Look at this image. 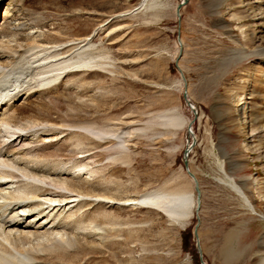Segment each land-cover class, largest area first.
<instances>
[{"label":"rangeland","instance_id":"374dc122","mask_svg":"<svg viewBox=\"0 0 264 264\" xmlns=\"http://www.w3.org/2000/svg\"><path fill=\"white\" fill-rule=\"evenodd\" d=\"M140 1L31 0L36 16L49 27L33 28L26 22L23 33L29 39L40 41L48 35L81 40L93 34L92 43L111 62L113 77L98 74L94 91L82 92L83 108L61 103L60 109L54 111L65 119L63 124L69 129L77 125L68 117L71 113L94 117L85 125L95 136L123 137L128 129L136 131L129 138H113L115 145L107 155L84 158L90 167L105 170L107 181L122 185L121 189L125 186L127 197L134 199L172 179L192 188L182 160L186 132L177 131L172 143L155 135L160 119L153 109L176 107L191 122L196 139L187 166L200 191L196 240L203 264H223L217 249L231 232L237 234L234 246L241 252L231 264H257L258 258L253 255L259 249L255 243L264 237V138L251 137V130L259 125L248 126L243 108L248 107L247 101L252 113L263 111L258 105L264 98V65L258 58L240 60L239 56L263 47L264 29L256 28L252 11L243 10L245 0H221L219 6L213 0H187L178 19L175 8L180 0L147 1L143 9L135 11ZM150 4L153 8H149ZM131 11L132 15L122 16ZM184 90L197 109L195 116L184 103ZM251 90L257 98L246 100ZM93 94L100 95L103 101L95 102ZM45 101L51 106L59 102L51 96ZM95 103L103 107L97 111ZM116 117L123 120L109 121ZM174 145L179 149L173 150ZM28 147L19 144L9 150ZM111 156L115 161L110 163ZM238 183L245 184L254 212L235 193L233 185ZM116 215L139 226V231H134L144 249L131 245L133 264H200L192 234L196 218L179 230L146 208H123L116 210ZM250 242L252 247L245 251ZM116 252L117 249L112 255L93 257V264H128L120 251Z\"/></svg>","mask_w":264,"mask_h":264},{"label":"bare ground","instance_id":"6f19581e","mask_svg":"<svg viewBox=\"0 0 264 264\" xmlns=\"http://www.w3.org/2000/svg\"><path fill=\"white\" fill-rule=\"evenodd\" d=\"M147 1L152 2L140 1L135 11L143 9ZM214 1L215 6L221 4V0L212 3ZM33 4L31 0H0V12L5 7L0 19V38H6V41L0 40V264H93V257L112 255L116 249L122 259L133 264L131 245L144 249L135 232L139 226L129 223L126 217L117 216L116 210L146 208L159 213L168 226L182 230L191 218L199 220V188L196 193L192 180L189 189L174 178L132 199L127 197L124 185L125 191L122 185L105 179V170L85 163V156L107 155L115 145L113 138H129L136 131L128 129L123 137L95 136L85 125L94 117L72 113L67 115L77 123L75 129L63 124L65 119L54 108L60 109L61 103L83 108L82 92L94 91L99 73L112 76L111 62L108 63L106 55L92 43L93 34L81 40H62L48 35H43L40 41L29 39L23 33L26 22L33 28L49 27L36 16ZM242 7L253 12L256 28L263 30L264 0H245ZM7 20L18 23L11 25ZM243 56H239L240 60L258 58L264 65V45L258 52ZM248 95L246 100L257 98L253 90ZM48 96L59 102L51 106L45 101ZM91 96L98 103L102 99L100 95ZM263 99L258 105L263 109L260 114L250 111V102L246 101L248 107L243 108L248 126L259 125L258 129L251 130V137L264 138ZM98 103H95L97 111L103 107L102 103L98 107ZM189 103L198 113L190 100ZM156 109H153L155 117L160 119L156 138L164 137L172 143L177 131L187 132L190 122L176 107ZM113 120L123 119L116 117L109 121ZM193 139L191 130L184 147L186 160L194 145ZM19 144L29 147L9 150ZM177 148L179 146H173V150ZM114 159L111 156L108 161ZM187 169L191 173L188 166ZM244 185L238 183L233 189L254 212ZM236 235L231 232L224 236L217 249L223 264L236 262L240 257V250L234 246ZM130 237L134 239L130 241ZM263 238L255 243L259 249L253 255L258 258L257 264H264Z\"/></svg>","mask_w":264,"mask_h":264},{"label":"water","instance_id":"95a60500","mask_svg":"<svg viewBox=\"0 0 264 264\" xmlns=\"http://www.w3.org/2000/svg\"><path fill=\"white\" fill-rule=\"evenodd\" d=\"M187 0H180L179 3L177 4L176 6V17L177 19L179 18V14H178V11L179 9L186 3ZM178 72L180 74V71L178 69ZM181 78H182V75L180 74ZM182 98L184 100V103L185 105H187L189 107V109L193 112V115L195 116L196 113L194 111V109L191 107L190 103H189V100H187V97H186V93H185V90L182 92ZM190 123H188V126H187V132H186V136L188 137L190 134H191V127H190ZM186 156H187V149H184L183 152H182V160H183V167H184V170H185V173L186 175L192 180L193 182V186H194V190L196 193H198V189H197V181L195 180L194 176L192 173H190L187 169V160H186ZM197 226H198V220L196 218V222H195V225H194V228H193V231H192V234H193V237L196 241V244H195V252L197 254V257H198V260L200 262V264H203L202 260H201V254H200V248H199V245L197 243V240H196V229H197Z\"/></svg>","mask_w":264,"mask_h":264}]
</instances>
